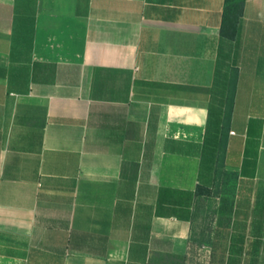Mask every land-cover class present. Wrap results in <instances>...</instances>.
I'll use <instances>...</instances> for the list:
<instances>
[{
    "label": "crops",
    "instance_id": "1",
    "mask_svg": "<svg viewBox=\"0 0 264 264\" xmlns=\"http://www.w3.org/2000/svg\"><path fill=\"white\" fill-rule=\"evenodd\" d=\"M223 6L0 0V264H264V0Z\"/></svg>",
    "mask_w": 264,
    "mask_h": 264
},
{
    "label": "trees",
    "instance_id": "2",
    "mask_svg": "<svg viewBox=\"0 0 264 264\" xmlns=\"http://www.w3.org/2000/svg\"><path fill=\"white\" fill-rule=\"evenodd\" d=\"M244 3L245 0H224L220 27V33L223 37L228 39H234L236 37ZM216 119H214L213 115L210 113V121H208L206 138L204 139L206 156H214L218 149L224 144L223 136L226 127L222 124L220 115H218Z\"/></svg>",
    "mask_w": 264,
    "mask_h": 264
},
{
    "label": "rangeland",
    "instance_id": "3",
    "mask_svg": "<svg viewBox=\"0 0 264 264\" xmlns=\"http://www.w3.org/2000/svg\"><path fill=\"white\" fill-rule=\"evenodd\" d=\"M204 177L203 184L207 189L203 200L217 202L229 195L225 192V186H231L234 179L231 173L224 171L220 160L210 162V169L204 173ZM205 216L207 218L213 217L212 210H206Z\"/></svg>",
    "mask_w": 264,
    "mask_h": 264
},
{
    "label": "built area",
    "instance_id": "4",
    "mask_svg": "<svg viewBox=\"0 0 264 264\" xmlns=\"http://www.w3.org/2000/svg\"><path fill=\"white\" fill-rule=\"evenodd\" d=\"M231 134H233V132H231Z\"/></svg>",
    "mask_w": 264,
    "mask_h": 264
}]
</instances>
